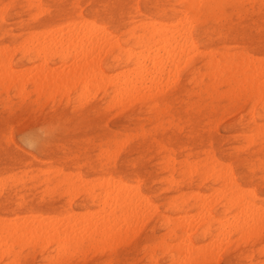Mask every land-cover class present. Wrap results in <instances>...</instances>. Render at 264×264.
I'll use <instances>...</instances> for the list:
<instances>
[{
	"label": "rangeland",
	"instance_id": "1",
	"mask_svg": "<svg viewBox=\"0 0 264 264\" xmlns=\"http://www.w3.org/2000/svg\"><path fill=\"white\" fill-rule=\"evenodd\" d=\"M179 9L181 8L178 2L176 3L175 0H143V2L142 0H40L39 2L38 0H0V48H4L2 49L3 51H0L4 52L5 48L7 50L4 52L6 57L1 54L2 52L0 53V64H4L5 59H7L9 56L8 61H6L8 63L10 59L11 61L9 64L5 62V70L10 71V68L11 71H15L14 69H16V74L22 72L20 76L23 75L22 78L17 77V79H15L17 80V82H13L11 81L13 78L10 77L9 79V76H6L9 79L7 81V79L5 80L4 75H2L3 73L0 74V181L2 182H0V184H2V189L0 185V222L2 223L5 219L10 221L13 217V223L12 220L11 223L14 225V223L16 222L14 227L17 224L18 227H21L17 229L18 227L16 226L15 234L12 230L14 228L12 227L13 225H9L10 228H8L9 226L7 224H10V222L5 221L6 225L5 223L4 225L8 229H2L3 231L0 230V237H4L0 238V242H7V244L4 245L5 243H0V264H173L169 256V251L175 252L176 247H178L177 243H179L177 241L183 243V241L185 240L186 241L184 243H189L190 241V243L192 242L194 244H192L193 249L195 246V249H192V258L190 260H184L186 264L187 261H190L189 264H264V209L259 208H264V93L257 94L255 90L252 89V86H250V84H252V82H254L255 80L258 81H255L254 84H260L261 81L264 82V59H262L264 58V0H225L220 6H212V3H210V1L208 0V16L202 15V18L200 20L201 23L197 28V31H195L196 42L199 46L200 51L206 50V52H211L208 53V59L212 56V52L213 55L217 57L222 53H228L232 55L235 58L233 66H236L240 61V59H238L239 56L242 58L246 56V58L249 57V59H254L255 57H257V59H259H254L256 63L259 64V67L263 65L258 69L259 71L256 70L253 72H248L242 76L240 75L238 76L237 80L230 79V73L227 72H225L223 75L218 76V78H216L217 75L213 76V74L210 73L209 69L207 74L202 68L203 59L201 55H197L188 67H182V69L180 68L181 70H179V74L175 76L176 78L171 77L172 81H169L168 85H163L165 90L161 86L164 91L160 90L161 88H158V90H160L158 94L155 93L156 91H152L155 95H153L152 93V95L148 94L146 97V95L142 93L143 91L148 93V91H146V88H143V91L141 93H138L137 95L134 94L135 90L133 89H129L131 90L129 92L128 88L127 90L124 87L120 88L121 84H119L117 87H113L114 82L112 81L116 82L120 79L121 82L123 79L121 80L122 77H119L121 76V74L119 75V73H122V69L125 70L127 67V61L125 59H121V55L119 54L118 50L115 49L112 52H102L99 55V57L101 58H99L101 61V69L104 71L105 74L108 73L107 76L109 74V76H111V74L113 75V77H107L109 79L108 81H111V83L105 80V85L103 81L100 83L99 81L101 80L95 79V82L93 81V79H91V77H87L88 80L85 83L81 77L82 80H80L81 82L83 81L82 84H87L86 86L88 87L91 85L94 86L95 84L98 85H96L97 87H89L90 89L87 87V90L84 88L86 86L82 85L80 80L78 79V77L80 78V76L82 75L74 73L72 75V72H69V67H71V64L69 62H72L74 60L72 58V55L76 53V55L78 56L79 54L77 53L81 52L79 49L76 50L77 52H74L73 49L72 51L74 53L69 52V50L71 51L72 48L67 50L68 52H62V56L64 55V58L60 54H57L60 52L57 51L56 53V50L54 49L52 50V52L55 51L53 52V55L49 53V55L45 58H43L42 55H35V52L33 51L34 48L36 49L39 47L37 46L40 43V40L38 41V39H41V42L43 40L42 44L45 45L46 43L44 44V40L48 38L49 34L51 38H54L55 35H58L57 37H59L61 32L62 34H64L65 32L70 33V27L72 26L71 23L73 25L74 23H77L75 24L77 26L75 28L73 27L74 29L80 27L78 24H80L81 27L84 28L83 22H85V28L88 26V28H86L87 30L84 29V31L93 32L94 30H98L99 33L95 32V34L98 33L100 35L103 29H105L107 32H109L107 33L108 37L113 36L111 37L112 41L117 39L121 42L124 48H128L131 44L130 41L135 36H137V34H140L139 30H136L135 35H132L130 33L129 29L134 20L137 22L138 19L144 20L145 17H151V19L155 20L158 18L160 12H164L166 14V22L175 23L171 16H173V13H175ZM169 11H171V13H169ZM34 15H37L38 17H35ZM86 20L89 22H87ZM66 23H70L68 24L69 31L67 30L68 27H66ZM92 27L95 28L93 29ZM52 28H57L59 30L62 28L63 30L61 29L59 31L60 33L57 32V34H54ZM83 28L81 29L83 30ZM100 28L102 29V31L100 30L101 32L99 31ZM49 29L52 30V33H49ZM46 32L49 34H47ZM39 33H42L46 36L44 37L42 34ZM51 34H54V36ZM29 36L31 37L30 40L28 39L30 38ZM36 36L38 39L35 38ZM33 37L36 39V41ZM41 37L44 39H42ZM31 40L34 42V44ZM31 44L32 46H30ZM16 45H19L18 49L15 48L17 47ZM21 45H23V48L21 47ZM43 45H40L41 48L43 47ZM28 46L31 48H29ZM10 47L13 48V51ZM132 47L134 50H138L135 46ZM14 49L16 50L15 53ZM216 51L219 53H216ZM103 53L104 55H102ZM8 54H11L12 56ZM104 59H106V61H104ZM40 61H42L43 63H41ZM44 62L46 65L44 64ZM33 63L36 64L34 68L38 67V70H36L38 72L40 71L41 75L42 73H44L42 70H46L47 67V73L49 72V66L52 67V69H56L50 71L53 75L51 76L49 74L48 76H51L49 78L46 75L47 73L43 74V77H41L40 75L36 74L37 72L35 74H30L29 72L31 76L30 77L27 72L29 68L34 65ZM39 63H41L42 65H40ZM61 64H64L66 68L63 67ZM67 64H69V67ZM6 65L9 66V68H7ZM39 65L43 66V69H41L42 67L39 68ZM61 66L63 67V70L61 69ZM20 69H22V71ZM58 69H60V71H63V73L61 72L62 75L66 74V79H64V75L61 76L60 74L58 77L56 76V78L54 77V79H52L56 70L58 72ZM64 69L68 72H64ZM199 69L200 73L196 74L195 72ZM260 69L262 71H260ZM5 70L3 69L4 72ZM18 70L19 72H17ZM235 70L240 71V68H235ZM24 72L27 75H25ZM116 72L118 73L116 74ZM257 72H261V74ZM202 73L204 75H201ZM238 73L240 74V72ZM247 74L250 75V77L246 76ZM69 75L70 77H68ZM76 75L78 76L76 77ZM209 75L211 78L209 77ZM190 77H193V79H191ZM261 77L262 80L260 79ZM40 78L42 79V81H39ZM67 78L69 81L67 80ZM200 78L201 80H199ZM24 79L27 81V83L26 81H24ZM48 79H50L49 82ZM58 79L59 81L57 82ZM76 80L79 81L77 82ZM242 80H244L245 82L242 83ZM90 81H92L93 84ZM97 81L99 82V84H101V86L98 84ZM39 82L41 83V85ZM163 82L158 81L160 85L165 84ZM9 84L11 86H9ZM22 84L24 85V87L22 86ZM36 84H39L40 86L38 87ZM35 85L37 88L34 87ZM56 85L59 88L61 86V89L56 88ZM62 85H65V87H62ZM81 85L84 87H81ZM158 85H156L154 90H157V87L160 86ZM54 86L56 89H54ZM248 86L249 88H247ZM103 87H105V89ZM17 88L20 89L21 92H19L20 90L18 91ZM39 88L41 89V92H39ZM64 88L66 90L63 92ZM83 88L85 90H83ZM69 89L70 92L68 91ZM91 89L95 91V94L92 92ZM97 89L100 90L98 91ZM122 89H124V91H127L129 93V96L131 95V97L133 98H130L127 92V96L126 94H123L124 91L122 93ZM223 89L226 90L224 91ZM54 91H56L55 93L57 94H55ZM80 91H83L84 93ZM115 91L117 92V94L121 93V96L114 94L116 93ZM260 91L262 92V90ZM89 93L93 96H91ZM149 93L151 94V91H149ZM48 94L51 96L54 95L52 96L53 98L51 96H48ZM78 95H81L79 99ZM87 95L91 97H87ZM115 95L117 98L115 97ZM135 95L138 96V98L135 97L134 99ZM258 96L260 98H258ZM82 97H85L86 99L84 98L85 100H83ZM120 97L121 99L119 100H121V102L118 100V98ZM126 97H128V99ZM124 99H126L127 102ZM129 100L130 104L128 103ZM111 102L113 105L111 104ZM117 102L118 104H116ZM152 103L154 104V106H156L152 107ZM255 108H257L258 110ZM243 113H245V116L243 115ZM34 115L36 117L38 116L39 120L38 117L36 119ZM30 116H32V119L34 117V120H32ZM28 120L29 122H27ZM38 121L40 122L38 123ZM55 122L56 124H54ZM23 123L24 125H22ZM36 123L39 125H37ZM225 123H228V125H225ZM16 125H18V127ZM28 125L30 126L28 127ZM31 127H34L35 129H32ZM16 131H21V133H17ZM243 133L245 135H243ZM184 137L186 138L184 139ZM250 142L252 143L250 144ZM54 146L56 147V149ZM126 153L127 156H125ZM167 157L170 159H168ZM119 159L121 162L119 161ZM172 159L173 161H171ZM184 159H186V161ZM184 161L187 163L184 164ZM222 162L225 164H223ZM195 164L197 167L195 166ZM226 164H228L229 166H227ZM186 165L188 167L190 166L189 170L191 175L189 174V177L186 175L188 174ZM211 165L212 168L209 167ZM222 166H226V169H229V171L227 172L228 176L235 180V184L237 185L235 186L238 188L237 189L235 186H229L228 189L231 188V191L228 189L227 191L225 190L227 187H225L223 191H226V196L220 195V191H218V193L216 190V193L212 192L213 188H221L225 185L223 184V182H227L228 177L227 173H225L227 170L225 171ZM192 167L196 168L194 169L195 174L192 172L194 171L193 169H191ZM212 169L214 170V172ZM222 170H224V172H222L223 175L220 173V171ZM183 171L185 173H183ZM209 171L211 172L210 175H208ZM231 172L233 177L230 176ZM204 173L206 174L205 178ZM219 174L223 177H220ZM126 175L128 178L126 177ZM10 177H12L13 179ZM75 177L77 180L75 179ZM102 177L105 178L106 181ZM8 179L9 181H7ZM108 179L111 180L109 181V183H112V185L110 184L111 187H115L113 185V182L118 186L121 183L123 184L124 182V184L129 185V188L133 185L131 189H134L133 192H135L136 196L137 194L139 195L140 192L139 196L145 195L147 197V202H145L146 199L140 202L141 197L137 196L139 197V199H137L134 193L132 192L133 195L131 193L133 197L135 196L134 201L137 202L138 200H140L138 202L141 204L139 205V207L141 208H137V212H139L136 213V216H140L143 213L140 217L143 221L145 219L144 223L140 220L139 222L137 221L139 217L136 220L135 215H133V213L135 212L133 211L132 213V210H130V213H132L131 215L133 216L134 220L131 219L133 221L131 222L130 220L129 222L128 219L132 218L128 213L129 211L127 212V214H129L128 218L127 214L125 216V213H123L126 212L125 209H116V205L114 203L115 198H110L106 201L101 197L102 199L100 202V199L92 198L90 190L93 191L94 194L100 193L101 195H103V189H106L108 187V184L107 186L105 185L108 182ZM96 180L98 181V183ZM102 180L104 181V183ZM116 180H119L121 182ZM79 182H83V184L81 183L80 185ZM169 182L172 185H169ZM68 183L70 184L68 185ZM101 183H103V185ZM76 184L77 186H75ZM89 185H91L92 187ZM135 185L137 188L134 187ZM82 187L84 189H82ZM203 187L205 191H203L204 189L202 190ZM205 187L207 188V190ZM233 188L235 189L233 190ZM242 188H244L243 191ZM250 189L253 191V193L250 194L252 196L248 194ZM237 190H241L239 192L240 194L242 192V194L240 195L239 193H237ZM246 190L248 191L247 193ZM136 191L138 193H136ZM259 191H261L262 193ZM211 192L213 196H221L218 197V201L216 197L215 199L212 196ZM203 193L205 195L211 196L207 197ZM235 193L241 197L234 198L237 196ZM176 194L178 195V197ZM196 194H203L202 197L205 196L207 199H209L208 201L205 197L203 198V200L208 203V212L206 209H197L200 207H198V198H194L197 196ZM188 197L189 199H187ZM211 197H213L215 202ZM242 197L244 198L242 200H248L254 204L252 210H254L253 208H256L263 212L261 218L256 221L257 224L261 222V227L263 228L260 227V224L256 226V223L252 224L250 222L249 224L251 226L249 224L248 225L249 227H254L253 230L252 228L246 230L248 228L247 226L242 228H240L241 226H238L237 228L236 225H234L237 221L234 220L236 221L234 222L232 220L234 219L231 218L234 217L233 215L237 214L240 219H243L241 217L243 215V217H245L246 219V215L248 214H245L246 207L244 205H241L243 206V209H245V211H243L242 215H239V208L237 209L235 206H233V203H230L229 199L241 200ZM111 199H113L112 203L115 206H110L109 211H107L108 208L106 204H104V206L103 203L104 201L107 203L111 201ZM210 201L211 203L213 202L212 205ZM143 202L144 204L142 207ZM149 202L150 204H152V206H150L151 209L153 208L152 210H149ZM151 202L156 203L153 204ZM256 203L259 205L257 206ZM107 204L109 205L110 203ZM79 205L81 206V208L78 207ZM144 205L148 206L145 208V210L143 209L145 207ZM153 205L155 206V208ZM97 208L100 211L96 210ZM113 208L115 209L113 210ZM103 209L104 211H101ZM141 209L143 210V212L139 214L141 212ZM90 210H94L92 212L93 214H95V218L97 219L99 217V219H101V216L104 217L110 211L114 212L113 217L114 221L116 222L114 223V225H117L119 223L117 226H122H119L120 229L119 227H117L118 229H116V233L112 232L113 230H115L114 228H116V226L113 227L114 225H112V229H110L111 231H105H107L108 233H112L113 235L110 234V236L108 237L111 238V236H115V239L104 237L106 232L102 231L101 233L95 236L97 240L98 238L100 240H96L95 242L94 239V243L87 239H84L83 241L78 240L77 242L75 240L74 242V239L72 238V240H69L70 244L67 242L65 246L66 248L61 249V247H57V240L52 239V233H50L51 231H49L51 227H49L48 229L49 233L47 230L44 232H47L46 240L48 238L49 242L48 240L45 241L44 239H42L45 245L48 242L47 246H44L43 241L38 238V241L36 240L35 242L33 240L36 239V236L34 237V234L33 239L27 238L26 240L27 236L25 234H30L27 233L29 232L28 230L23 234L21 233L23 232L22 229L24 227V229H26V223L30 220L31 217V221L35 219V221H37L38 219L41 220L39 217H41L42 219L46 218L44 219L45 221L43 220L44 223L48 222L47 220L50 219V223L48 222L50 225L52 222V217L55 220L57 219L56 221H54L53 219V222L56 223L58 221L56 224H58L59 226H62L61 224L64 223L65 225L63 224L62 226L64 227L67 225L69 226V224H66L67 222L65 223L63 221H65L66 218L68 219L70 216V220L68 219L69 222L74 219V221L72 222H74L73 224H76V222H78V224L75 225V228H77L79 224H82L83 219L87 216V213ZM196 210H201V212L198 211L199 216L201 213H203L204 216H202V214L201 217H198V213H195L197 212ZM241 210L242 209H240V211ZM92 212H90L91 215L90 213L88 214L89 218H92V216L94 217ZM99 212H105V214H101L99 216ZM209 212L213 215V219L215 218L216 220L214 219V221H212L208 226H206L203 223L207 221L206 216L207 213L209 214ZM35 213H39L40 216ZM189 213L190 216L187 215ZM193 213L197 215H194ZM223 213L227 215V219L229 218V220H226V218L223 217ZM31 214L33 216H36L33 217L31 216ZM178 214L180 216L183 214L188 216H183L186 217L187 222L189 221L190 217L195 218H193V222H195L197 218H202V220L200 219L201 222L197 221V224L195 223V225L191 221L194 226H191L189 221L190 227H187L186 230H183L185 232L176 231L175 234L174 230H171L172 225L168 226L164 224V220H166L167 218L172 222L179 221L182 218H179ZM4 216H6V218ZM7 216L10 218L8 219ZM64 216H66V218ZM121 216L124 218L127 217L125 218L126 220L124 218L120 219L122 218ZM171 216H174L175 218H177V220L174 217L172 218ZM48 217L50 218L47 219ZM61 217L62 220L59 219ZM71 217L73 218L71 219ZM79 217L81 218V220L78 221ZM88 217L84 219V223L89 219ZM22 218H25V220H27L23 221L24 219ZM58 219L60 220V222ZM75 219L77 220L75 221ZM116 219L118 220L116 221ZM220 219L225 220V222L223 223L224 225L226 222H229L228 224L231 223V227L233 225L235 227L233 226L231 228L229 225L230 230L228 229L227 224L224 227H220L219 225L223 226V224H219ZM91 220H93V218ZM124 220L125 225L129 222L131 224L128 223V225H130L131 227L132 225L136 224V222H138V224L136 225L138 226V228L134 227L136 229H134L135 231L133 232V234H137H134L131 239H129V237L133 234L130 230H132L133 227L131 228L127 226L131 228L128 231L130 233H125L124 237ZM230 220H232V222H230ZM61 221L63 223H61ZM22 222L24 225L23 228ZM41 222L42 220L40 221V223ZM72 222L70 223V225H73ZM233 222L234 224H232ZM239 222L241 224L243 221L239 220L237 223ZM20 223L21 226H19ZM55 223H53L54 225H52V227L54 226L53 228L58 229V225L55 227ZM141 223L143 225H141ZM43 225L46 226V224L41 223V226ZM62 227H59L58 230H60ZM193 227L195 228L194 230ZM219 227L221 229L224 228V230L222 229V231L220 232ZM156 228H159L157 229L158 231L156 230ZM10 229L12 230V233L14 235L12 233L11 234L14 237L17 234H22L20 237L21 241L19 240V237H15L18 238V241L20 243L16 242L17 239L15 241V238L9 234V232L11 231ZM62 229L64 230V228ZM190 229H192L193 231ZM119 230H121L122 233ZM240 231L244 232L241 233ZM254 231H256V233ZM5 232H8V235L10 237L6 236L7 234ZM38 232L36 235H39L40 233L43 234V231H41L39 234ZM219 232L220 236L225 237L227 240L221 237L218 238L219 234L217 233ZM108 233L107 235H109ZM184 233L187 234V238L185 236L186 234ZM239 233L240 235L246 233L249 236L247 237L246 235H243L245 236V238L247 237L246 239H244L243 236L238 235ZM119 234L122 235L119 236ZM183 234L185 236V239L181 238L180 240V237ZM225 234H227L228 236ZM61 236H63V234ZM118 236L120 237V239L123 236L125 238V241L122 240L123 238L121 240L117 238ZM213 236L218 240L215 239L214 241ZM24 237L25 239L22 240V238ZM49 237H51L52 241ZM5 238L7 240H4ZM106 238H108V240ZM11 239L12 244L10 243V248V244L8 246V242H10ZM117 239H119L118 242ZM28 240H32L34 241V243ZM173 240L177 242L173 243L174 245L172 244ZM207 240V248L208 246L211 247V250L208 251L210 255L206 252L208 249L202 246L204 244V241L206 242ZM211 240H213L215 244L218 243L221 248L215 246L217 248L215 250V244H213V241L211 243ZM219 240L222 242L219 243ZM223 240H225V242H223ZM13 241H15V244L13 243ZM119 241L121 242V244H119ZM101 242L103 243L101 244ZM106 242L109 244H107ZM113 242L115 243V245H113ZM166 242L167 244L171 242L170 244H172L173 246L170 244L169 245L171 248L169 247V245L166 246ZM89 243L91 245H89ZM199 243H201L202 245H199ZM221 243H223L224 245H222ZM99 246H101V250ZM196 246L200 247L198 248ZM163 247H169V249H163ZM213 249L215 252H217L219 249V254L214 253ZM2 250L7 251L3 252ZM199 250L200 252H198ZM60 251L64 252L60 254ZM203 251L206 253H204ZM210 251H212L213 253ZM199 253H201V255ZM211 253L213 255H211ZM36 256L38 257L36 258ZM212 258H216L217 261L216 259ZM203 260L205 261L203 262ZM5 261L6 263H4Z\"/></svg>",
	"mask_w": 264,
	"mask_h": 264
},
{
	"label": "bare ground",
	"instance_id": "2",
	"mask_svg": "<svg viewBox=\"0 0 264 264\" xmlns=\"http://www.w3.org/2000/svg\"><path fill=\"white\" fill-rule=\"evenodd\" d=\"M40 0H38V2H39ZM176 1V3L178 2V4H179V6H180V8L181 9H179V10H177L175 13H173V16H171V18H173V21H175V23H171V22H166V14L164 13V12H160V14H159V16H158V18L157 19H155V20H153V19H151V17H145L144 18V20H142V19H138L137 20V22L134 20L133 22H132V24H131V26H130V33L132 34V35H135V33H136V30H139V32H140V34L138 35L137 34V36H135L130 42H131V44H130V47H128V48H124L123 46H122V44H121V42L119 41V40H114V41H112V38L111 37H113V36H111V37H108V34L107 33H109V32H107L105 29H103V31H102V29L100 28L99 29V31L102 33H100V35L98 34L99 32H98V30H94L93 32H91V31H84V29H86V28H88V26L85 28V22H83L84 23V28L83 27H81V25L80 24H78L80 27H77L76 29H74L77 25H75V24H77V23H74V25L71 23V27H70V33H66L65 31H63V32H65L64 34H62V32H61V34L59 35V37H57L58 35H55V37H57V38H51L49 35V33L51 32L52 33V30H47V31H49V33H47V34H49L48 35V40L47 39H45L44 40V44L45 45H43L42 43H43V40H42V42H41V39H38L37 38V36L35 37V38H37L38 39V41L40 40V43L37 45V46H39L38 48H34V54L36 55L37 54V56L38 55H42L43 56V58H45V57H47L48 55H49V53H51L52 55H53V52H55V51H53L52 52V50L54 49V50H56V53H57V51L58 52H60V53H57V54H60L61 56H62V52H64V51H67V50H69V49H71V51L69 50V52H73L72 50L74 49V52L76 51V50H80L81 52H79V53H77V54H79L78 56L76 55V53H72L73 55H74V57H73V55H72V58L74 59L72 62H69L71 65V67H69V64H67L68 65V67L70 68V70H69V72H72V75H73V73L74 74H78V75H82V76H80V78L78 77V79L80 80L81 79V77H82V79H83V81L86 83L87 82V80H88V78L87 77H91V79H93V81H95L96 82V80L95 79H97V80H101V81H99L100 83L103 81V83L106 85V83L104 82L105 80H109L107 77H113V75L111 74V76H107V74H105L104 73V71L101 69V66H100V64H101V61H100V57H99V55L102 53V52H104V53H108V52H112L113 50H118V52H119V54L121 55V59H125L127 62V67H126V69L125 70H123L122 69V73H119V75L121 74V76H119V77H122L121 78V82H120V79L119 80H117L116 82L115 81H112V82H114L113 83V87H117L119 84H121L120 85V88H125L126 90H127V88H128V91L130 92L132 89L133 90H135L134 92V94H137L138 95V93H141L142 91H143V88H146L147 90L146 91H148V93L147 92H145V91H143V93L142 94H144V95H146V97H147V95L149 94V95H152V93H153V95H155L154 94V92L155 93H157L158 94V92H160V90H162V91H164L165 89H164V86L165 85H168V82L169 81H172L171 80V77H175V76H177L178 74H179V70H181L182 69V67H188L190 64H191V62L194 60V58H195V56H197V55H201V57H202V59H203V63H202V68L205 70V72L208 74V69L210 70V73L211 74H213V76L215 75H217V77L216 78H218V76H220V75H223L225 72H227V73H230L229 74V76H230V79H232V80H237V78H238V76H242V75H244V74H246V73H248V72H253V71H256V70H258L260 67H262V66H260L259 67V64H257L256 63V61L254 60L255 58L257 59V57H255L254 59H252V58H250L249 59V57H247L246 58V56L244 57V58H242V57H240L239 56V58L238 59H240V61L238 62V64L236 65V66H233V64H234V62H235V58L232 56V55H230V54H228V53H222V54H218L219 56L217 57V56H214L213 55V52H212V56L208 59V53H211V52H206V50H202V51H204V52H202V51H200V49H199V46H198V44H197V42H196V36H195V31H197V28L199 27V25H200V23H201V18H202V15H204V16H208V0H175ZM210 1V3H212V6H220L221 4H222V2H224L225 0H209ZM142 2H143V0H142ZM137 3V2H136ZM32 5V4H31ZM34 5V4H33ZM37 5H38V3H37ZM205 5V6H204ZM9 7V6H8ZM39 7V6H38ZM37 7V8H38ZM19 8V7H18ZM41 8V7H40ZM7 9V8H6ZM136 9V8H135ZM138 9V8H137ZM242 9V8H241ZM43 10V9H42ZM147 10V9H146ZM145 10V11H146ZM1 11H2V9H1ZM147 12H149V11H147ZM181 12V13H180ZM169 13H171V11H169ZM180 13V14H179ZM42 14V13H41ZM154 15V14H153ZM244 15V14H243ZM25 16V15H24ZM26 16H28V15H26ZM35 16V15H34ZM37 16V15H36ZM35 16V17H36ZM156 16V15H155ZM235 16V15H234ZM38 17V16H37ZM119 17V16H118ZM31 18V17H30ZM220 20V19H219ZM87 21V20H86ZM221 21H223V20H221ZM87 22H89V21H87ZM139 22V23H138ZM78 23H80V22H78ZM137 23V24H136ZM211 23V22H210ZM213 23H215V22H213ZM67 24V23H66ZM68 24H70V23H68ZM68 24H67V26L66 27H68ZM86 25H87V23H86ZM90 25V24H89ZM59 26V25H58ZM63 26V25H62ZM62 26H60V27H62ZM64 26H65V24H64ZM70 26V25H69ZM93 26V25H92ZM74 27V28H73ZM90 27V26H89ZM104 27V26H103ZM58 28V27H57ZM54 29V28H52L53 29V32H54V34L56 33L57 34V32H59L60 30L59 29ZM71 28H72V30H71ZM81 28H83V30L81 29ZM93 28V27H92ZM92 28H90V29H92ZM95 28V27H94ZM93 28V29H94ZM98 28V27H97ZM96 28V29H97ZM63 29H64V27H63ZM62 29V30H63ZM66 29V28H65ZM89 29V30H90ZM68 31H69V27H68V29H67ZM66 30V31H67ZM87 30V29H86ZM83 31V32H82ZM35 32V31H34ZM38 32V31H37ZM40 32H42V31H40ZM45 32V31H44ZM95 32H98V33H96V34H98V35H96L95 34ZM33 33V32H32ZM31 33V34H32ZM45 33V34H46ZM60 33V32H59ZM37 34V33H36ZM35 34V35H36ZM39 34H42V33H39ZM54 34H51V35H53L54 36ZM69 34V35H68ZM112 34V33H111ZM43 35V34H42ZM110 35V34H109ZM214 35H215V33H214ZM44 37L46 36V35H43ZM131 36V35H130ZM30 37V36H29ZM38 37H39V35H38ZM34 38V37H33ZM34 38V40L36 41V39ZM42 38V37H41ZM116 38V37H115ZM29 40L31 39V37L30 38H28ZM42 39H44V38H42ZM114 39V38H113ZM238 39H239V37H238ZM8 41V40H7ZM32 41V40H31ZM30 41V42H31ZM37 41V42H38ZM229 41V40H228ZM232 41V40H231ZM239 41V40H238ZM25 42V41H24ZM27 42V41H26ZM33 42V41H32ZM29 43V42H28ZM243 43V42H242ZM23 44V43H22ZM25 44V43H24ZM33 44H34V42H33ZM35 44H36V42H35ZM43 45V47L41 48V46ZM17 47H15L16 49H18L19 47V45H16ZM30 46H32V44L30 45ZM132 46H135L138 50H134L133 49V47ZM235 46V45H234ZM21 47L23 48V45H21ZM26 47V46H25ZM24 47V48H25ZM29 47V46H28ZM27 47V48H28ZM11 48V47H10ZM29 48H31V47H29ZM28 48V49H29ZM259 48H261V47H259ZM2 49H4V48H2ZM1 48H0V50H2ZM12 49V51H13V48H11ZM3 51V50H2ZM2 51H0V53L2 52ZM5 51H7L6 50V48H5V50H4V52ZM15 49H14V53H15ZM208 51H210V50H208ZM212 51H214V50H212ZM4 52H2L1 54L2 55H4V57H6L5 56V53ZM68 52V51H67ZM66 52V53H67ZM77 52V51H76ZM206 52V53H205ZM4 53V54H3ZM27 53V52H26ZM104 53L102 54V55H104ZM216 53H219V52H217L216 51ZM257 53V52H256ZM20 54V53H19ZM51 54H50V56H51ZM68 54V53H67ZM215 54V53H214ZM8 55H11V54H8ZM70 55V54H69ZM12 56V55H11ZM37 56H35V57H37ZM41 56V57H42ZM56 56H58V55H56ZM71 56V55H70ZM63 58H64V55L62 56ZM101 57H103V56H101ZM100 58V59H99ZM8 59H9V56H8V58L7 59H5V61H4V64H0V70H2V71H0L1 73L0 74H2V75H4V77H5V80L7 79V81L10 79V77L11 78H13L11 81H15V82H17V80H15V79H17V77L19 78V77H21L22 78V76H20V74L22 73H17L16 74V69H14L15 71H11V69L9 68V66H7V68H9V70L10 71H8V70H5L6 68H5V62L6 63H8L7 61H8ZM262 59H264V58H262ZM7 60V61H6ZM24 60V59H23ZM26 60V59H25ZM257 60H259V59H257ZM10 61H11V59H10ZM10 61H9V63H10ZM104 61H106V59H104ZM41 63H43L42 61H40ZM8 63V64H9ZM41 63H39L40 65H42ZM264 63V62H263ZM34 64V63H33ZM44 64H45V62H44ZM43 64V65H44ZM2 65V66H1ZM36 64H34L32 67L34 68V66H35ZM39 65V68H41V69H43V66H40ZM46 65V64H45ZM62 65V64H61ZM66 65V66H67ZM260 65H261V63H260ZM4 66V67H3ZM37 66H38V64H37ZM63 67H65L64 66V64L62 65ZM61 66V69L63 70V67ZM3 67V68H2ZM29 67V66H28ZM32 67H30L31 68V70H30V68H29V70H28V74H29V72H30V74L31 73H33V74H35L36 72V74L37 75H40L41 77H43V74H45V73H47V70H48V67H47V69L46 70H42L44 73H42V75H41V72L39 73L37 70V68L38 67H36V68H32ZM240 68V71H237V70H235V68ZM49 68H50V70H49V72L51 71V70H55V69H52V67H50L49 66ZM66 68V67H65ZM69 68H67V69H69ZM181 68V69H180ZM3 69L5 70V72L3 71ZM26 69V68H25ZM12 70H13V68H12ZM21 71H22V69H20ZM60 71V69H58V72H57V70H56V72L54 73V76L52 77V79H54V77L56 78V76L58 77L59 76V74L61 75V76H63L62 75V73H63V71ZM32 71V72H31ZM59 71H60V73H59ZM65 71H67V70H65L64 69V72ZM259 71V70H258ZM260 71H262L261 69H260ZM263 71H264V69H263ZM17 72H19V70L17 71ZM47 73L46 75L48 76L49 74L52 76L53 74H52V72H50V73ZM62 72V73H61ZM68 72V71H67ZM66 72V73H67ZM238 72H240V74L238 73ZM6 75H5V74ZM118 72H116V74H117ZM196 74H199L200 73V69L199 70H197L196 72H195ZM194 73V74H195ZM209 73V74H210ZM257 73H259V72H257ZM19 74V75H18ZM24 74L25 75H27L25 72H24ZM30 74H29V76H30ZM58 74V75H57ZM71 74V73H70ZM191 74V73H190ZM195 74V75H196ZM253 74H255V73H253ZM259 74H261V72L259 73ZM66 75V74H65ZM65 75H64V79H66L65 78ZM78 75H76V77L78 76ZM201 75H204L203 73L201 74ZM9 78H7V77ZM39 76V77H40ZM51 76H48V78L49 77H51ZM60 76V77H61ZM212 76V75H211ZM212 76V77H213ZM246 76H248V77H250V75H246ZM259 76V75H258ZM31 77V76H30ZM38 77V78H39ZM68 77H70V75L68 76ZM76 77H74V78H76ZM209 77H210V75H209ZM247 77V78H248ZM253 77V76H252ZM264 77V76H263ZM1 78V77H0ZM29 78V77H28ZM115 78V77H114ZM172 78V79H173ZM176 78V77H175ZM191 78V77H190ZM211 78V77H210ZM25 79H26V77H25ZM24 79V81H26ZM33 79V78H32ZM34 79H35V77H34ZM37 79V78H36ZM72 79H73V77H72ZM81 79V80H82ZM191 79H193V77L191 78ZM214 79V78H213ZM244 79V78H243ZM261 80H262V77L260 78ZM20 80V79H19ZM18 80V81H19ZM42 81V79L40 78L39 79V81ZM49 80L50 79H48V82H49ZM67 80H68V78H67ZM78 80V81H79ZM81 80H80V82H81ZM89 80H90V78H89ZM114 80V79H113ZM116 80V79H115ZM165 80H166V82H165ZM199 80H201V78L199 79ZM211 80V79H210ZM264 80V79H263ZM2 81V80H1ZM59 81V79L57 80V82ZM64 81V80H63ZM69 81V80H68ZM71 81V80H70ZM74 81V80H73ZM72 81V82H73ZM77 81V80H76ZM77 81V82H78ZM82 81V82H83ZM158 81L159 82H163V83H165V84H162V85H160V83H158ZM175 81V80H174ZM225 81V80H224ZM243 82L242 83H244L245 81L244 80H242ZM252 81V80H251ZM256 81V80H255ZM255 81L254 82H252V84H250V86H252V89H254L255 90V92L257 93V94H261V93H264V82L263 81H261L260 82V84H254L255 83ZM258 81V80H257ZM256 81V82H257ZM3 82V81H2ZM32 82V81H31ZM82 82H81V84H82ZM92 84H93V82L92 81H90ZM89 82V83H90ZM95 82H94V84H95ZM98 82V81H97ZM99 82H98V84H99ZM109 83H111V81H108ZM197 82V81H196ZM8 83V82H7ZM11 83V82H10ZM20 83V82H19ZM26 83H27V81H26ZM40 83V82H39ZM52 83V82H51ZM74 83V82H73ZM102 83V84H103ZM108 83V84H109ZM160 85H158V84ZM220 83V82H219ZM12 84V83H11ZM24 84V83H23ZM22 84V86L24 87V85ZM59 84V83H58ZM65 84V83H64ZM67 84V83H66ZM69 84V83H68ZM72 84V83H71ZM78 84V83H77ZM103 84V85H104ZM188 84V83H187ZM215 84V83H214ZM238 84V83H237ZM3 85V84H2ZM20 85V84H19ZM37 85V84H36ZM36 85L34 86V87H36ZM40 85H41V83H40ZM39 84L37 85L38 87L40 86ZM50 85H52V84H50ZM82 85H85V84H82ZM81 85V87H84V86H82ZM87 85V84H86ZM85 85V86H86ZM89 85V84H88ZM97 84H95L94 86L93 85H91V86H89L90 88L91 87H97L96 86ZM100 86H101V84H99ZM156 85H158L159 87H157V90L155 89L154 90V88L156 87ZM164 85V86H163ZM169 85H170V83H169ZM220 85V84H219ZM243 85H245V84H243ZM249 85V84H248ZM9 86H11L10 84H9ZM21 86V87H22ZM45 86V85H44ZM43 86V87H44ZM60 86V85H59ZM65 87V85H62V87ZM68 86V85H67ZM75 86V85H74ZM161 86L163 87V89L161 88ZM215 86V85H214ZM3 87V86H2ZM22 87V88H23ZM42 87V86H41ZM70 87V86H69ZM88 86H86V87H84L85 89H87L88 90V88H87ZM37 88V87H36ZM56 88H59L57 85H56ZM55 88V86H54V89H56ZM74 88V87H73ZM83 88V90H85ZM89 88V89H90ZM104 89H105V87H103ZM107 88V87H106ZM158 88H161L160 90H158ZM241 88V87H240ZM247 88H249V86L247 87ZM5 89H6V86H5ZM18 89V88H17ZM59 89H61V86H60V88ZM95 89V88H94ZM117 89H119V88H117ZM129 89H131V90H129ZM20 89H18V91H19ZM51 90V89H50ZM66 89L64 88L63 89V92L65 91ZM81 90V89H80ZM92 90V92L95 94V91H93V89H91ZM98 90V89H97ZM100 90V89H99ZM98 90V91H99ZM224 90V89H223ZM226 90V89H225ZM224 90V91H225ZM260 90H262V92L260 91ZM69 92H70V89L68 90ZM98 91H96V92H98ZM123 91H124V89H122V93H123ZM149 91H151V94L149 93ZM152 91H154V92H152ZM250 91V90H249ZM17 92V91H16ZM19 92H21V90L19 91ZM39 92H41V89L39 88ZM56 91H54V93H55ZM62 92V93H63ZM80 92H83V91H80ZM79 92V93H80ZM86 92V91H85ZM87 92H89V91H87ZM116 92V91H115ZM118 92H120V91H118ZM126 92L127 91H124V93L123 94H126ZM133 92V91H132ZM137 92V93H136ZM236 92V91H235ZM25 93H26V91H25ZM50 93V92H49ZM52 93V92H51ZM78 93V94H79ZM84 93V92H83ZM128 93V92H127ZM206 93V92H205ZM21 94V93H20ZM55 94H57V93H55ZM66 94H68V93H66ZM90 94V93H89ZM114 94H117V92L116 93H114ZM113 94V95H114ZM121 93H119V94H117L118 96L120 95ZM123 94H122V96H123ZM132 94V93H131ZM133 94V95H134ZM141 94V95H142ZM156 94V95H157ZM208 94V93H207ZM19 95V94H18ZM39 95V94H38ZM84 95V94H83ZM91 95V94H90ZM112 95V96H113ZM264 95V94H263ZM9 96V95H8ZM48 96H51V95H49L48 94ZM52 96H54V95H52ZM51 96V97H52ZM81 95H78V99H79V97H80ZM89 95H87V97H88ZM91 96H93V95H91ZM91 96H89V97H91ZM96 96V95H95ZM121 96V95H120ZM126 96H127V94H126ZM128 96H129V93H128ZM140 96V95H139ZM143 96V95H142ZM141 96V97H142ZM231 96V95H230ZM24 97V96H23ZM23 97H22V99H23ZM85 97H86V95H85ZM85 97H82L83 98V100H85L86 98ZM115 97H116V95H115ZM130 98H133V97H131V95L129 96ZM135 97L136 98H138V96H134V99H135ZM229 97V96H228ZM263 97V96H262ZM53 98V97H52ZM61 98V97H60ZM85 98V99H84ZM117 98V97H116ZM127 99H128V97H126ZM236 98V97H235ZM257 98V97H256ZM258 98H260L259 96H258ZM15 99V98H14ZM89 99H91V98H89ZM115 99V98H114ZM119 99H121V97L120 98H118V100ZM149 99V98H148ZM116 100V99H115ZM114 100V101H115ZM117 100V101H118ZM125 101H126V99H124ZM82 101V100H81ZM120 102H121V100H119ZM139 101V100H138ZM83 102V101H82ZM116 102V101H115ZM115 102H113V103H115ZM127 102V101H126ZM129 104H130V100H129V102H128ZM127 103V104H128ZM254 103H255V101H254ZM72 104V103H71ZM111 104H112V102H111ZM116 104H118V102L116 103ZM153 104V103H152ZM113 105V104H112ZM264 105V104H263ZM156 106V105H155ZM154 106V104L152 105V107H155ZM113 107V106H112ZM110 108V107H109ZM260 108V107H259ZM61 109V108H60ZM255 109H257V108H255ZM258 110V109H257ZM69 111V110H68ZM162 111V110H161ZM49 112V111H48ZM47 112V113H48ZM244 112V111H243ZM250 112H252V111H250ZM70 113V112H69ZM242 113V112H241ZM257 113V112H256ZM44 114V113H43ZM245 113H243V115H244ZM249 114V113H248ZM33 115V114H32ZM36 115H37V113H36ZM41 115V114H40ZM47 115V114H46ZM242 115V116H243ZM35 116V115H34ZM124 116V115H123ZM237 116H238V114H237ZM245 116V115H244ZM252 116V115H251ZM36 117V116H35ZM38 117V116H37ZM37 117H36V119H37ZM30 118L32 119V116H30ZM123 118V117H122ZM258 118V117H257ZM133 119V118H132ZM236 119V118H235ZM26 120V119H25ZM32 120H34V117H33V119ZM38 120H39V117H38ZM55 120H57V119H55ZM36 121V120H35ZM229 121V120H228ZM250 121V120H249ZM27 122H29V120L27 121ZM33 122V121H32ZM40 121H38V123H39ZM50 122V121H49ZM62 122H63V120H62ZM128 122V121H127ZM231 122H232V120H231ZM25 123V122H24ZM24 123L22 124V125H24ZM31 123V122H30ZM132 123V122H131ZM237 123V122H236ZM260 123V122H259ZM26 124V123H25ZM33 124V123H32ZM37 124V123H36ZM54 124H56V122L54 123ZM256 124H258V123H256ZM37 125H39V124H37ZM36 125V126H37ZM111 125V124H110ZM225 125H228V123H225ZM260 125V124H259ZM17 127H18V125H16ZM27 126V125H26ZM30 125H28V127H29ZM34 126V125H33ZM35 126V127H36ZM43 126V125H42ZM116 126V125H115ZM215 126V125H214ZM216 126H217V124H216ZM16 127V128H17ZM22 127V126H21ZM20 127V128H21ZM44 127V126H43ZM224 127V126H223ZM222 127V128H223ZM32 128V127H31ZM34 128V127H33ZM32 128V129H33ZM38 128V127H37ZM115 128V127H114ZM227 128H228V126H227ZM258 128V127H257ZM15 129V128H14ZM29 129V128H28ZM35 129V128H34ZM41 129V128H40ZM55 130V129H54ZM221 130V129H220ZM18 131V130H17ZM16 131V132H17ZM22 131V130H21ZM21 131L20 132H17V133H21ZM25 131V130H24ZM225 132V131H224ZM16 133V134H17ZM44 134V133H43ZM42 134V135H43ZM250 134V133H249ZM249 134H248V137H249ZM78 135V134H77ZM243 135H245L244 133H243ZM242 135V136H243ZM251 135V134H250ZM20 136V135H19ZM7 137V136H6ZM10 137V136H9ZM8 137V138H9ZM47 137V136H46ZM70 137V136H69ZM51 138H52V136H51ZM50 138V139H51ZM186 137H184V139H185ZM10 139V138H9ZM43 139H45V138H43ZM42 139V140H43ZM248 139V138H247ZM250 139V138H249ZM252 139V138H251ZM35 140V139H34ZM38 140V139H37ZM61 140V139H60ZM64 141V140H63ZM69 141V140H68ZM67 141V142H68ZM124 141V140H123ZM10 142V141H9ZM66 142V141H65ZM71 142V141H70ZM126 143V142H125ZM128 143V142H127ZM214 143V142H213ZM252 142H250V144H251ZM23 144V143H22ZM124 144V143H123ZM215 144V143H214ZM226 144V143H225ZM15 145V144H14ZM60 145V144H59ZM222 145H224V144H222ZM53 146V145H52ZM75 146V145H74ZM246 146V145H245ZM55 147V146H54ZM53 147V148H54ZM120 147V146H119ZM52 148V149H53ZM198 148V147H197ZM234 148V147H233ZM28 149V148H27ZM55 149H56V147H55ZM50 150V149H49ZM98 150V149H97ZM171 150V149H170ZM237 150V149H236ZM242 150V149H241ZM34 151V150H33ZM101 151H102V149H101ZM207 151V150H206ZM219 151V150H218ZM37 152V151H36ZM63 152V151H62ZM105 152V151H104ZM38 154V153H37ZM59 154V153H58ZM62 154V153H61ZM115 154V153H114ZM137 154V153H136ZM221 154V153H220ZM95 155V154H94ZM108 155V154H107ZM48 156V155H47ZM125 156H127V153H126V155ZM134 156V155H133ZM221 156V155H220ZM46 157V156H45ZM137 157V156H136ZM170 157V156H169ZM210 157V156H209ZM43 158V157H42ZM47 158V157H46ZM46 158H44V159H46ZM123 158H124V156H123ZM168 158V157H167ZM171 158V157H170ZM170 158H168V159H170ZM215 158V157H214ZM115 159V158H114ZM154 159H156V158H154ZM187 159V158H186ZM186 159H184L185 161H186ZM224 159V158H223ZM40 160V159H39ZM197 160V159H196ZM206 160V159H205ZM211 160V159H210ZM209 160V161H210ZM215 160V159H214ZM226 160V159H225ZM8 161V160H7ZM119 161H120V159H119ZM127 161V160H126ZM154 161V160H153ZM152 161V162H153ZM168 161V160H167ZM166 161V162H167ZM171 161H173V159L171 160ZM184 161V164L185 163H187V162H185ZM195 161V160H194ZM6 162V161H5ZM4 162V163H5ZM13 162V161H12ZM35 162V161H34ZM47 162V161H46ZM121 162V161H120ZM207 162V161H206ZM220 162V161H219ZM151 163V162H150ZM174 163H175V161H174ZM173 163V164H174ZM191 163H192V161H191ZM212 163V162H211ZM223 163V162H222ZM17 164V163H16ZM200 164V163H199ZM215 164V163H214ZM223 164H225V163H223ZM172 165V164H171ZM198 165V164H197ZM203 165V164H202ZM201 165V166H202ZM227 166H229L228 164H226ZM120 166V165H119ZM153 166V165H152ZM187 166V165H186ZM195 166H196V164H195ZM190 167V166H189ZM188 166H187V172H188V174H186L188 177H189V174L191 175V173H190V168H189ZM194 167V166H193ZM191 168V169H196V168ZM197 167V166H196ZM209 167H211L212 168V165L211 166H209ZM214 167V166H213ZM223 167V169H225V173H227L228 171H229V169H226V166H222ZM241 167V166H240ZM124 168V167H123ZM149 168V167H148ZM48 169V168H47ZM46 169V170H47ZM166 169V168H165ZM214 169V168H213ZM212 169V170H213ZM219 169H220V167H219ZM238 169H240V168H238ZM43 170H45V169H43ZM52 170V169H51ZM54 170V169H53ZM183 170V169H182ZM243 170H245V169H243ZM48 171V170H47ZM165 171V170H164ZM192 171V170H191ZM211 171V170H210ZM209 171V174L208 175H210V173L212 172H210ZM217 171V170H216ZM240 171V170H239ZM45 172V171H44ZM60 172V171H59ZM144 172V171H143ZM186 172V173H187ZM193 173L195 172V170L194 171H192ZM199 172V171H198ZM213 172H214V170H213ZM222 172H224V170H222V171H220V173L222 174ZM46 173V172H45ZM182 173V172H181ZM183 173H185L184 171H183ZM192 173V174H193ZM197 173V172H196ZM238 173V172H237ZM195 174V173H194ZM205 174V173H204ZM231 175L230 176H232V172L230 173ZM54 175V174H53ZM57 175V174H56ZM129 175H131V174H129ZM214 175H215V173H214ZM223 175V174H222ZM220 176V174H219V176L220 177H223V176ZM226 175V174H225ZM224 175V176H225ZM124 176V175H123ZM170 176V175H169ZM175 176V175H174ZM216 176H217V174H216ZM31 177V176H30ZM81 177V176H80ZM125 177V176H124ZM126 177H127V175H126ZM184 177H186V176H184ZM206 177V174H205V176H204V178ZM208 177V176H207ZM226 177V176H225ZM228 177V178H227ZM227 182H223V184H225L223 187H221V188H218V189H214L213 188V191L212 192H214V193H216L215 192V190L217 191V193H218V191H220L219 192V194L220 195H223V196H226V194H225V192L223 191V189L225 188V187H227L225 190H227L228 189V187L229 186H235L236 184H235V180H233L232 178H230L229 176H228V173H227ZM233 177V176H232ZM239 177V176H238ZM10 178H12V177H10ZM103 178V177H102ZM128 178V177H127ZM139 178V177H138ZM168 178V177H167ZM167 178H166V180H167ZM225 178V179H226ZM13 179V178H12ZM75 179H76V177H75ZM74 179V180H75ZM83 179V178H82ZM97 179V178H96ZM101 179V178H100ZM99 179V180H100ZM104 180H105V178H103ZM107 179V178H106ZM112 179V178H111ZM173 179V178H172ZM171 179V180H172ZM0 180H1V178H0ZM22 180V179H21ZM77 180V179H76ZM89 180V179H88ZM114 180V179H113ZM121 180V179H120ZM180 180V179H179ZM7 181H9V179L7 180ZM73 181V180H72ZM84 181V180H83ZM97 181V180H96ZM95 181V182H96ZM103 181V180H102ZM101 181V182H102ZM106 181V180H105ZM109 181H111V180H109L108 179V182L105 184L106 186H107V184H108V187L106 188V189H103V192H104V194L103 195H101L100 193H98V194H94V192L93 191H91L90 190V193H91V195H92V198H96V199H100L99 200V202L101 201V199L103 198L104 200H108V199H110V198H115V200H114V203H115V205H116V209H125L126 210V212H123V213H125L124 215L126 216V214H127V212L130 214V216L132 217V218H130V219H128V221L130 222V220L131 219H133V216L131 215L132 213H133V211L135 212V213H133V215H135V217H136V220H137V218L139 217V219L137 220L138 222H139V220L142 222L143 220H141L142 218L140 217L143 213V210L141 209V212L139 213V214H141L140 216H136L137 214L136 213H138L137 212V208L139 207V205H141L138 201H140V202H142V201H144L145 199H146V201L145 202H147V197L145 198L142 194V196H139L140 195V192H139V195L137 194V196H139V197H141L140 198V200H138L137 202L136 201H134V197L136 196V194H135V192H133L134 191V189H131V187L133 186H131L130 188H129V185H127V184H124V182H123V184L121 183L119 186L117 185V184H114V182H113V185L115 186V187H111L110 186V184L112 185V183H109ZM116 181H119V180H116ZM151 181V180H150ZM196 181V180H195ZM204 181V180H203ZM1 182V181H0ZM15 182V181H14ZM100 182V181H99ZM119 182H121V181H119ZM139 182H141V181H139ZM160 182V181H159ZM176 182V181H175ZM188 182H190V181H188ZM2 183V182H1ZM80 183V182H79ZM82 184H83V182H81ZM81 183H80V185H81ZM87 183V182H86ZM93 183V182H92ZM97 183H98V181H97ZM103 183H104V181H103ZM103 183H101L102 185H103ZM177 183V182H176ZM70 183H68V185H69ZM90 184V183H89ZM100 184V183H99ZM158 184H160V183H158ZM157 184V185H158ZM171 183L169 182V185H170ZM202 184V183H201ZM1 185V189H2V184H0ZM56 185V184H55ZM92 185V184H91ZM91 185H89V186H91ZM117 185V186H116ZM138 185V184H137ZM172 185V184H171ZM75 186H77V184L75 185ZM79 186V185H78ZM110 186V187H109ZM182 186V185H181ZM237 186V185H236ZM235 186V187H236ZM81 187V186H80ZM92 187V186H91ZM104 187V186H103ZM135 188H137L136 187V185L134 186ZM154 187V186H153ZM152 187V188H153ZM239 187V186H238ZM4 188V187H3ZM90 188V187H89ZM89 188H88V190H89ZM139 188V187H138ZM145 188V187H144ZM206 188V187H205ZM237 188V187H236ZM240 188V187H239ZM263 188V187H262ZM54 189V188H53ZM72 189V188H71ZM82 189H84L83 187H82ZM81 189V190H82ZM86 189V188H85ZM155 189V188H154ZM204 189V187L202 188V190ZM235 188H233V190H234ZM238 189V188H237ZM243 189L244 188H242V191H243ZM74 190V189H73ZM87 190V189H86ZM206 190H207V188H206ZM228 190H230L231 191V188L230 189H228ZM227 190V191H228ZM247 190H249V189H247ZM246 190V193L248 192ZM102 191V190H101ZM137 191H139V190H137ZM136 191V193H138ZM203 191H205V189L203 190ZM229 191V192H230ZM238 192L237 193H239L240 194V192L239 191H241V190H237ZM251 191V192H250ZM250 191H249V195L251 194V193H253V191L250 189ZM261 191H263V190H261ZM261 191H259V192H261ZM72 192V191H71ZM75 192V191H74ZM84 192H85V190H84ZM134 193V197L132 196L133 195V193ZM171 192V191H170ZM212 192H211V194H212ZM131 193H132V195H131ZM194 193V192H193ZM192 193V194H193ZM196 193V192H195ZM198 193V192H197ZM245 193V192H244ZM262 193V192H261ZM74 194V193H73ZM77 194V193H76ZM181 194H183V193H181ZM190 194V193H189ZM192 194H191V196H192ZM204 194V193H203ZM203 194H196L195 196L196 197H194V198H198L197 199V201H198V207H200V208H197V209H201L202 208V210L203 209H206L207 210V212H208V203L207 202H205V200H203V198L205 197V196H207V197H209V196H211V195H205L204 197H202V195ZM207 194H209V193H207ZM236 194V193H235ZM241 194H242V192H241ZM240 194V195H241ZM69 195V194H68ZM131 195V196H130ZM177 195V194H176ZM237 196L236 197H234V198H239V197H241V196H239L238 194H236ZM74 196V195H73ZM104 196V197H103ZM136 196V197H137ZM180 196H182V195H180ZM212 196H213V194H212ZM217 196V195H216ZM216 196H213L214 198L216 197ZM243 196V195H242ZM250 196H252V195H250ZM76 197V196H75ZM102 197V198H101ZM139 197H137V199H139ZM155 197V196H154ZM176 197V196H175ZM177 197H178V195H177ZM192 197V198H193ZM213 197H211L212 199H213ZM218 197H221V196H218ZM218 197H216L217 198V201H218ZM232 197V196H231ZM230 197V198H231ZM244 197V196H243ZM241 198V200H239V199H229V201H230V203L232 202L233 203V206H235L238 210H239V212H238V214L240 215H242L243 214V211H245V209H243V206H241V205H244L245 207H246V212H245V214H248V215H246L247 216V218L245 219V217H243V215L241 216L243 219H240L239 218V216L236 214V215H233L234 217H231V218H234V219H232L233 221L234 220H236L237 222L239 221V220H242L243 222L240 224V222L239 223H237L236 221H234V222H236V224H234V222L232 223V224H234V225H236V227L238 228V226H241L240 228H242V227H245V226H247L248 228L246 229V230H248V229H250V228H252V230H253V228L254 227H249V222L250 223H252V224H254V223H256V221H258L260 218H261V216H262V213L264 212V210H263V212H261V210H258V209H256V208H253L254 210H252V207L254 206V204L253 203H251V201H248V200H242V199H244V198ZM143 198V199H142ZM174 198V197H173ZM172 198V199H173ZM206 198V197H205ZM210 198V199H211ZM215 198V199H216ZM233 198V197H232ZM69 199V198H68ZM81 199V198H80ZM79 199V200H80ZM117 199V200H116ZM187 199H189V197L187 198ZM207 199V198H206ZM113 199H111V201H109V202H107V203H110L109 205L104 201V203H103V205L104 204H106V206H107V208H105V209H107V211H109V208H110V206H115L112 202ZM183 200V199H182ZM208 201H209V199H207ZM206 200V201H207ZM214 200V199H213ZM213 200H211V201H213ZM228 200V199H227ZM236 200H239V201H236ZM76 201V200H75ZM148 201H150V200H148ZM181 201V200H180ZM184 201V200H183ZM182 201V202H183ZM211 201H210V203H211ZM257 201V200H256ZM103 202V201H102ZM185 202V201H184ZM214 202H215V200H214ZM243 202V203H242ZM112 203V204H111ZM136 203H137V205H136ZM151 203H153V202H151ZM154 203H156V202H154ZM153 203V204H154ZM226 203H228V202H226ZM229 203V204H230ZM240 203H242V204H240ZM74 204V203H73ZM102 204V203H101ZM143 204H144V202L142 203V207H143ZM146 204V203H145ZM149 204V210L151 209V207L150 206H152V204H150V202L148 203ZM213 204V202L211 203V205ZM44 205V204H43ZM81 205V204H80ZM78 206V207H80L81 208V206ZM147 205V204H146ZM146 205H144L145 207L143 208L144 210H145V208L146 207H148V206H146ZM196 205V204H195ZM210 205V206H211ZM256 205L258 206L259 204H257L256 203ZM255 205V206H256ZM45 206V205H44ZM105 206V205H104ZM103 206V207H104ZM154 206V205H153ZM172 206H173V204H172ZM240 206H241V208H240ZM260 206H263V205H260ZM77 207V206H76ZM231 207H232V205H231ZM23 208H25V207H23ZM22 208V209H23ZM98 208H99V206H98ZM96 209V210H99V209ZM139 208H141V207H139ZM154 208H155V206H154ZM187 208V207H186ZM230 208V207H229ZM258 208V207H257ZM259 208H261V209H264V208H262V207H259ZM101 209V208H100ZM115 208H113V210H114ZM134 209V210H133ZM136 209V210H135ZM153 209V208H152ZM151 209V210H152ZM178 209V208H177ZM240 209H242L241 211H242V213H241V211H240ZM95 210V209H94ZM94 210H92V211H94ZM111 210V209H110ZM124 210V211H125ZM130 210H132V213H130ZM147 210V209H146ZM149 210H147V211H149ZM155 210V209H154ZM157 210V209H156ZM205 210V211H206ZM91 210L87 213V216L86 217H88V214L90 213V212H92ZM100 211V210H99ZM101 211H104V209L103 210H101ZM107 211H106V214H107ZM112 211V210H111ZM109 212L107 215H105L104 217L103 216H101L102 218L101 219H97V218H95L96 216H95V214H93V212H92V214L94 215V217L92 216V218H93V220H95V221H93V220H91L92 218L90 217H88L89 219L84 223L83 221H84V219L86 218L85 216V218L83 219V221H82V224H79L78 226H80V227H78L77 226V228H75L76 226V224H78V222H76V224H73L74 222H72V221H74V219H72L73 217H71V219H72V224L73 225H70V223L71 222H69V218H70V216H69V220L66 218V216H64L66 219H65V221H63V222H67L66 224H69V226L67 225V226H64V227H62L63 226V222L61 221V223H63V224H61L62 226H59L58 224H56L55 222H53V219L54 218H52L51 217V219H52V222H51V225L49 224L50 223V217H48L47 219H49V220H47L48 222H43V220L44 219H46V218H44V219H42L41 217H39L41 220H42V222L41 223H43V224H46V226H41V223H40V221L41 220H39L38 218V220L37 221H35V220H33V221H31V218H30V220L29 221H31V222H29V221H27V223H26V229H24L25 227H24V225H23V222H22V228L25 230H23L22 229V231L23 232H21L22 234L24 233V232H27V230L29 231V232H27V233H30V234H25L26 236V240H27V238L29 239H33V234H34V237L36 238V239H33L35 242H36V240L38 241V239H40L41 241H43L42 239H44L45 241H47L48 240V242H49V239L47 238V240H46V237H47V232L46 233H44L46 230L48 231V229H49V227H51L50 228V230L49 231H51L50 233H52L51 235H52V239L53 240H57V247H61V249L62 248H66L65 246H66V244H67V242L69 243V240H72V238L74 239V242H75V240H76V242L78 241V240H80V241H83L84 239H87V240H89V241H94V239H95V242H96V238H95V236L97 235V234H99V233H101L102 231H105V230H107L108 232L109 231H111L110 229H112L111 227H112V225H114V223H116L115 221H114V217H113V215H114V212ZM146 211V212H147ZM169 211V210H168ZM197 212H195V213H198V211H200L201 212V210H196ZM214 211V210H213ZM237 211V210H236ZM235 211V212H236ZM261 212V213H259V212ZM122 212V211H121ZM146 212H144V213H146ZM150 212V211H149ZM148 212V213H149ZM154 212V211H153ZM222 212H223V210H222ZM8 213V212H7ZM69 213V212H68ZM81 213V212H80ZM100 214H99V216L101 215V214H105V212H103V213H101V212H99ZM123 213H122V216H123ZM34 214V213H33ZM35 214H37V213H35ZM70 214V213H69ZM77 214V213H76ZM83 214V213H82ZM121 214V213H120ZM119 214V215H120ZM129 214H127V216H128V218H129ZM153 214V213H152ZM168 214V213H167ZM181 214V213H180ZM186 214V213H185ZM185 214H183V215H179L178 214V216H179V218L181 217L182 219L181 220H179V221H176L177 220V218H175L174 216V218L176 219L175 221L176 222H172V221H170L169 219H167L166 218V220H164L165 222H164V224H166V225H168V226H171L172 225V229L171 230H174V232H175V234H176V231H183V230H186L187 229V227H190V224H191V226L193 225V223H194V225H195V223L197 224V221L198 222H201V220H202V218H197V220H195V222H193V220L195 219L194 217V219L193 218H191L190 217V219H189V221H190V224H189V221L187 222V220H186V217H188V216H186ZM194 214V213H193ZM193 214H192V216H193ZM203 213H201L200 214V216H199V213H198V217H201V215H202ZM233 214H235V213H233ZM28 215V214H27ZM37 215H39V213L37 214ZM42 215V214H41ZM65 215V214H64ZM68 215V214H67ZM84 215V214H83ZM90 215H91V213H90ZM89 215V216H90ZM97 215V214H96ZM117 215V214H116ZM145 215V214H144ZM163 215H165V214H163ZM175 215V214H174ZM186 216V217H183V216ZM187 215H189L190 216V213L189 214H187ZM194 215H197V214H194ZM31 216H33L32 214H31ZM36 215H34L33 217H35ZM40 216V215H39ZM45 216H46V214H45ZM59 216V215H58ZM77 216H79V215H77ZM81 216V215H80ZM121 216V217H122ZM151 216V215H150ZM149 216V217H150ZM168 216H170V215H168ZM177 216V215H176ZM177 216V217H178ZM202 216H204V214L202 215ZM229 216H230V214H229ZM5 218H6V216H4ZM8 217V216H7ZM16 217V216H15ZM18 217V216H17ZM22 217H23V215H22ZM29 217V216H28ZM55 217V216H54ZM57 217V216H56ZM60 217V216H59ZM63 217V216H62ZM62 217L61 218H59V219H61L62 220ZM119 217V216H118ZM134 217V218H135ZM147 217V216H146ZM146 217H144V218H146ZM172 217V216H171ZM172 217V218H173ZM223 217L224 218H226V220H229V218L227 219V215L225 214V213H223ZM1 218H2V216H1ZM10 217H8V219H9ZM26 218V217H25ZM25 218H22V219H24L23 221H26L25 220ZM74 218H75V216H74ZM95 218V219H94ZM124 217H122V218H120V219H123ZM125 218H127V217H125ZM124 218V219H125ZM170 218V217H169ZM185 218V219H184ZM206 218H207V221L206 222H204L203 224H205L206 226H208L212 221H214V219H213V215L209 212V214L207 213V216H206ZM220 218V217H219ZM263 218V217H262ZM12 219H13V217H12ZM11 219V220H12ZM34 219V218H33ZM58 219V220H59ZM78 219V218H77ZM77 219H75V221L77 220ZM119 219V220H120ZM188 219V218H187ZM201 219V220H200ZM218 219V218H217ZM238 219V220H237ZM11 220L9 221V220H4L1 224H0V230L1 231H3L2 229H4V230H6V229H8V228H10V226L9 225H13L12 223H13V220H12V223H11ZM57 220V219H56ZM55 219H54V221H56ZM64 220V219H63ZM79 220H81V218L79 217V219H78V221ZM90 220V221H89ZM118 219H116V221H117ZM126 220V219H125ZM125 220L123 221V223L125 222ZM134 220V219H133ZM133 220H131V222L133 221ZM200 220V221H199ZM203 220H206V219H203ZM216 220V219H215ZM223 220V219H222ZM221 219H220V222H219V224L221 223V224H223L224 222H225V220H223L222 221ZM232 220H230V222H232ZM5 221H7V222H10V224L8 223L7 225L9 226L8 228L5 226L6 225V222ZM15 221V220H14ZM20 221V220H19ZM19 221H17V222H19ZM35 221V222H34ZM45 221V220H44ZM144 221H145V219H144ZM144 221H143V223H144ZM174 221V220H173ZM193 223H192V222ZM262 221V220H261ZM29 222V223H28ZM59 222H60V220H59ZM69 222V223H68ZM122 222V221H121ZM128 222V223H129ZM138 222H136V224H134L135 223V221H134V225H132V227L130 226V225H128V223H126V225H125V223H124V225H125V228H124V230H123V234H124V237H125V233H127L131 228H132V230H130L131 231V233L133 234V232L135 231L134 229H136V228H134V227H137L138 228V226H136L137 224H138ZM260 222V221H259ZM4 223H5V225H4ZM25 223V222H24ZM40 223V224H39ZM47 223H48V225H47ZM53 223H55V227L58 225V229H59V227H62V228H64V230L61 228L60 230H58L57 228H53L52 227V225H54ZM229 222H226L225 223V225L227 224V226H228V229H229V225H230V227H231V223L230 224H228ZM263 223H264V221H263ZM16 224V222L14 223V225ZM119 224V223H118ZM117 224V225H118ZM129 224H131V223H129ZM219 224H217V225H219ZM249 224V225H248ZM260 224V227H261V222L260 223H256V226H258ZM14 225L12 226V227H14ZM65 225V224H64ZM117 225H114L113 227H115L116 226V228H114L115 230H113L112 232L114 233L115 231H116V229H118L117 227H119V226H122V225H119V226H117ZM141 225H143L142 223H141ZM193 225V226H194ZM224 224H223V226H221V225H219L220 227H224L225 226ZM233 225V226H234ZM17 227H18V224L16 225ZM16 226L12 229L13 230V232L15 233L16 231H15V229H16ZM19 226H21V223H20V225ZM127 226H129V227H131V228H129V227H127ZM232 226V227H233ZM251 226V225H250ZM253 226H255V225H253ZM11 227V228H12ZM140 227V226H139ZM159 227V226H158ZM196 227V226H195ZM219 227V231L221 232L222 231V229L224 230V228H220ZM231 227V228H232ZM235 227V226H234ZM6 228V229H5ZM19 228H21V227H18L17 229H19ZM128 228V229H127ZM162 228V227H161ZM261 228H263V227H261ZM119 229H120V227H119ZM126 229H127V231H126ZM157 229H159V228H156V230ZM163 229V228H162ZM168 229V228H167ZM195 228L193 227V230H194ZM212 229V228H211ZM221 229V230H220ZM227 229V228H226ZM234 229V228H233ZM11 230V229H10ZM9 230V231H10ZM12 230L9 232V234L10 235H12L13 233H12ZM190 230H192V229H190ZM189 230V231H190ZM192 230V231H193ZM203 230H204V228H203ZM213 230H214V228H213ZM230 230V229H229ZM256 230V229H255ZM260 230V229H259ZM19 231V230H18ZM39 231V232H38ZM41 231H43L42 233L43 234H41L40 232ZM49 231H48V233H49ZM107 231H105L106 232V234L104 235V237H108V236H110V234H112V233H108ZM119 231H121V230H119ZM158 231V230H157ZM202 231V230H201ZM228 231V230H227ZM231 231H233V230H231ZM231 231H229V232H231ZM37 232H38V234L39 235H36L37 234ZM61 232V233H60ZM76 232V233H75ZM104 232V233H105ZM173 232V233H174ZM183 232H185V231H183ZM205 232V231H204ZM220 232L219 233H217V234H219L218 235V238L219 237H221L220 236ZM225 232V231H224ZM228 232V233H229ZM241 232V231H240ZM244 232V231H243ZM243 232H241V233H243ZM246 232H248V231H246ZM251 232V231H250ZM249 232V233H250ZM255 233H256V231H254ZM260 232V231H259ZM263 232H264V230H263ZM2 233V232H1ZM7 235L6 236H9L8 235V232H5ZM12 233V234H11ZM19 233V232H18ZM60 233V234H59ZM75 233V234H74ZM107 233L109 234V235H107ZM116 233V232H115ZM121 233H122V231H121ZM128 233H130V232H128ZM178 233V232H177ZM223 233V232H222ZM221 233V234H222ZM253 233V232H252ZM16 234V233H15ZM20 234V233H19ZM22 234H20V235H16L15 237H19V240L21 239L20 237H21V235ZM45 234H46V236H45ZM63 234V236H61ZM131 234V235H132ZM134 234H137V233H134ZM134 234L132 235V236H130L129 237V239H131V237H133L134 236ZM184 234H186V233H184ZM184 234L183 235H181V237H180V240H181V238L183 239H185V236H186V238H187V234L184 236ZM189 234V233H188ZM2 235H5V234H2ZM14 235V234H13ZM12 235V236H13ZM30 235H31V237H30ZM58 235H60L61 236V238H60V236H58ZM113 235V234H112ZM117 235H118V232H117ZM120 235H122V234H119V236ZM214 235H215V233H214ZM223 235V234H222ZM225 235H227V234H225ZM239 236H243V235H246L247 237L249 236L248 234H246V233H244L243 235H240V233L238 234ZM24 236V235H23ZM48 236H49V234H48ZM58 236V237H57ZM117 237V238H119L120 239V237ZM172 236V235H171ZM174 236V235H173ZM184 236V237H183ZM217 236V235H216ZM215 236V237H216ZM228 236V235H227ZM238 236V237H239ZM10 237V236H9ZM14 237V236H13ZM14 237V238H15ZM25 237L24 238H22V240L23 239H25ZM57 237V238H56ZM98 237H100V236H98ZM115 237V236H114ZM114 237H112L111 236V238H114ZM123 236L121 237V239L122 240H124L125 238H124ZM195 237V236H194ZM198 237V236H197ZM202 237V236H201ZM237 237V236H236ZM244 237V239H246L245 238V236H243ZM250 237H251V235H250ZM0 238H4V237H0ZM38 238V239H37ZM50 239H51V237H49ZM56 238V239H55ZM108 238H110V237H108ZM108 238H106L107 240H108ZM110 238V239H111ZM128 238V237H127ZM173 238V237H172ZM213 238H214V236H213ZM221 238H223V239H225V240H227L225 237H221ZM242 238V237H241ZM240 238V239H241ZM16 239H17V241H16ZM52 239H51V241H52ZM115 239V238H114ZM119 239H117V242H118V240ZM120 239V240H121ZM199 239V238H198ZM215 239H217V238H214L213 240L215 241ZM4 240H7L6 238L4 239ZM98 240H100L99 238H98ZM97 240V241H98ZM188 240V239H187ZM213 240H211L210 242L212 243V241ZM218 240V239H217ZM225 240H223V242H225ZM231 240V239H230ZM242 240V239H241ZM15 241L16 242H19L18 241V238H15ZM15 241H13V243L15 242ZM21 241V240H20ZM28 241H30V242H33L34 243V241H32V240H28ZM79 241V242H80ZM125 241V240H124ZM177 241V240H176ZM186 241V240H185ZM185 241H183V243H181L180 241H177V242H179V243H177V242H175L174 240H173V242H172V244L173 243H177L178 244V247H176V251L174 252V251H169V256H170V259L172 260V262H173V264H186V259L188 260H190L191 258H192V256H193V250L195 249V246H194V249H193V243L191 242L190 243V241H189V243L188 242H186V243H184ZM214 241H213V244H215L214 243ZM48 242L46 243V245L44 244V241H43V244H44V246H47V244H48ZM71 242V241H70ZM116 242V241H115ZM120 242V241H119ZM169 242V241H168ZM208 242V240L205 242L204 241V244L206 245V243ZM209 242V243H210ZM217 242V241H216ZM219 243L220 242H222V241H218ZM1 244H3V243H5V242H0ZM12 244V239H11V241L10 242H8V246H9V244ZM20 243V242H19ZM23 243H25V242H23ZM32 243V244H33ZM94 243V242H93ZM103 242H101V244H102ZM107 243V242H106ZM114 243V242H113ZM171 243V242H170ZM169 243V244H170ZM202 243V242H201ZM201 243H199V245L201 244ZM210 243V244H211ZM0 244V245H1ZM7 244V242L4 244V245H6ZM11 244H10V248H11ZM15 244V243H14ZM17 244V243H16ZM42 244V243H41ZM52 244V243H51ZM70 244V243H69ZM75 244V243H74ZM104 244H105V242H104ZM107 244H109V243H107ZM107 244H106V246H107ZM119 244H121V242L119 243ZM158 244V243H157ZM166 244H167V242H166ZM165 244V245H166ZM169 244H167L166 246H168ZM172 244H170V245H172ZM182 244V245H181ZM193 244V245H192ZM203 244V243H202ZM201 244V245H202ZM202 245V246H204V247H206L207 248V245L205 246V245ZM209 244V245H210ZM212 244V245H213ZM218 243H216L215 245H214V247L216 246H218V248H221V246L218 244ZM222 245H224L223 243H221ZM25 245V244H24ZM89 245H91L90 243H89ZM113 245H115V243L113 244ZM170 245H169V247H170ZM174 245V244H173ZM172 245V246H173ZM211 245V246H212ZM16 246H18V245H16ZM21 246V245H20ZM19 246V247H20ZM22 246H23V244H22ZM55 246V247H56ZM74 246V245H73ZM104 246V245H103ZM155 246V245H154ZM177 246V245H176ZM2 247V246H1ZM90 247V246H89ZM88 247V248H89ZM101 246H99V248H100ZM114 247V246H113ZM116 247V246H115ZM160 247H161V245H160ZM169 247H163V249H169ZM196 247H198V246H196ZM200 247V246H199ZM198 247V248H199ZM204 247H203V249H204ZM213 247V246H212ZM213 247V248H214ZM215 247V250L217 249ZM224 247V246H223ZM5 248H6V246H5ZM8 248V247H7ZM22 248V247H21ZM42 248H43V245H42ZM95 248V247H94ZM106 248H108V247H106ZM154 248V247H153ZM171 248V247H170ZM173 248H175V247H173ZM172 248V249H173ZM211 247L210 246H208V250L206 251L207 253H209L208 251L209 250H211L210 249ZM3 249V248H2ZM9 249V248H8ZM19 249V248H18ZM17 249V250H18ZM53 249V248H52ZM60 249V250H61ZM79 249H80V247H79ZM90 249V248H89ZM193 249V250H192ZM197 249V248H196ZM227 249V248H226ZM263 249V248H262ZM0 250H1V248H0ZM44 250V249H43ZM56 250H58V249H56ZM64 250V249H63ZM66 250V249H65ZM75 250V249H74ZM98 250V249H97ZM100 250H101V248H100ZM3 251V250H2ZM5 251H7V250H4L3 252H5ZM84 251V250H83ZM218 251H219V249H218ZM218 251L217 252H215L214 251V249H213V252L214 253H217V254H219L218 253ZM227 251V250H226ZM225 251V252H226ZM13 252V251H12ZM56 252V251H55ZM64 252V251H63ZM62 251H60V254L61 253H63ZM74 252H76V251H74ZM102 252V251H101ZM162 252V251H161ZM165 252V251H164ZM198 252H200V250L198 251ZM204 252V251H203ZM202 252V253H203ZM206 252H204V253H206ZM210 252H212V251H210ZM212 252V253H213ZM264 252V251H263ZM58 253V252H57ZM57 253H55V254H57ZM73 253V252H72ZM211 253V255H213ZM227 253V252H226ZM238 253V252H237ZM66 254V253H65ZM160 254V253H159ZM196 254V253H195ZM200 255H201V253H199ZM216 254V255H217ZM224 254V253H223ZM39 255V254H38ZM71 255V254H70ZM162 255V254H161ZM192 255V256H191ZM203 255V254H202ZM209 255H210V253H209ZM215 255V254H214ZM54 256V255H53ZM85 256V255H84ZM183 256V257H182ZM228 256V255H227ZM226 256V257H227ZM14 257H15V252H14ZM38 256H36V258H37ZM51 257V256H50ZM49 257V258H50ZM210 257V256H209ZM208 257V258H209ZM215 257H218V256H215ZM53 258V257H52ZM55 258H56V256H55ZM145 258V257H144ZM167 258V257H166ZM236 258V257H235ZM254 258V257H253ZM11 259V258H10ZM153 259V258H152ZM212 259H216V258H212ZM37 260V259H36ZM185 260V261H184ZM245 260V259H244ZM163 261V260H162ZM179 261H181V262H179ZM193 261V260H192ZM202 261V260H201ZM205 260H203V262H204ZM207 261V260H206ZM216 261H217V259H216ZM222 261V260H221ZM14 262V261H13ZM58 262V261H57ZM91 262V261H90ZM190 262V261H189ZM189 262L187 261V264H189ZM196 262V261H195ZM261 262V261H260ZM4 263H6V261L4 262ZM98 263V262H97ZM197 263V262H196ZM202 263V262H201ZM226 263H229V262H226ZM234 263H236V262H234ZM250 263V262H249ZM13 264V263H12ZM260 264V263H259Z\"/></svg>",
	"mask_w": 264,
	"mask_h": 264
}]
</instances>
